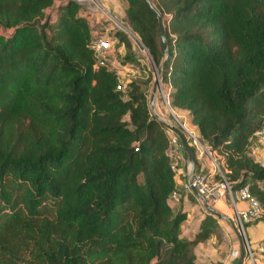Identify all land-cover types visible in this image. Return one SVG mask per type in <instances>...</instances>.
<instances>
[{
    "label": "trees",
    "instance_id": "trees-1",
    "mask_svg": "<svg viewBox=\"0 0 264 264\" xmlns=\"http://www.w3.org/2000/svg\"><path fill=\"white\" fill-rule=\"evenodd\" d=\"M123 1L159 66L154 13ZM149 2L169 106L220 157L231 191L246 186L257 201L244 227L264 221V165L251 155L264 128V0ZM91 23L73 0H0V264H200L194 246L218 218L207 211L180 236L168 130L146 80L93 66ZM108 37L119 65L135 61L125 34Z\"/></svg>",
    "mask_w": 264,
    "mask_h": 264
},
{
    "label": "built area",
    "instance_id": "built-area-1",
    "mask_svg": "<svg viewBox=\"0 0 264 264\" xmlns=\"http://www.w3.org/2000/svg\"><path fill=\"white\" fill-rule=\"evenodd\" d=\"M81 6L83 13L88 15L92 26L98 25V29H93V36L90 43V48L93 52V66L103 67L107 70H115L118 72L120 65L118 64L114 52L112 50V41L108 37V30L105 26H109L112 30H118L126 35L129 39L133 50L136 54L140 55L146 60H151L149 52L144 44L140 41L138 36L131 30V28L121 22L119 19L112 16L109 10L99 3V0H73ZM104 25V27H103ZM103 29V30H102ZM154 71L155 66H154ZM119 73V72H118ZM120 89V85L116 86ZM158 90L163 96L162 88L158 87ZM183 135L187 144L193 149L194 164L199 166V170L194 169L190 171L189 164L185 166L183 170L176 168V161L172 163L171 169L175 171V176L178 173H183L184 178L179 182L181 192L193 193L194 190L197 194L201 195L208 204H214L215 202L228 198L234 208L235 215V227L237 228L241 238L243 239L244 259L250 264H260L264 260V236L252 244L248 241L245 235L244 224L251 219L257 217L261 211L259 209L257 201L250 196L247 187L244 186L237 192L233 193L227 181L224 178L223 172L225 171L224 165L220 157L212 151L206 144L202 143L194 129L188 128L184 124L181 125ZM169 131V130H168ZM258 141L264 140V128H261L254 132ZM168 153L173 155L176 159L181 156V143L178 137L169 131L168 135ZM202 161H206L209 164V169H201ZM180 193L178 191H172L169 197V202L175 204L179 201ZM198 198V197H197ZM240 199L246 202L244 209L238 210L235 208V200ZM200 201V199L198 198ZM230 257H238V248H234L230 252Z\"/></svg>",
    "mask_w": 264,
    "mask_h": 264
},
{
    "label": "rangeland",
    "instance_id": "rangeland-1",
    "mask_svg": "<svg viewBox=\"0 0 264 264\" xmlns=\"http://www.w3.org/2000/svg\"><path fill=\"white\" fill-rule=\"evenodd\" d=\"M99 3L106 7L110 14L115 18L119 19L124 24L123 21V9L125 7V2L123 0H99ZM93 29H98L97 24H93ZM127 25V24H126ZM104 27V25H103ZM106 30L112 31L109 26H105ZM103 30V29H102ZM112 43V50L114 51V40H111ZM120 56L124 55V50L121 48L118 50ZM139 57V58H138ZM138 59L136 58L133 62H127L126 64L120 65L118 70L119 74L121 75L122 81L127 79L131 80H146L147 84L144 86L147 92V99L148 105L150 102L151 97V90L152 84L156 78V72L154 71V64L152 60H146L140 55H138ZM156 67V66H155ZM160 84V81H159ZM161 87V84H160ZM162 91L165 96L161 94L158 88L155 90L154 93V101H153V113L158 115L164 122L167 124L176 127L182 133L181 125L184 124L188 128H192L190 126L188 120V114L184 110H180L177 108H172L169 106L168 103V90L164 87H161ZM152 113V112H151ZM193 129V128H192ZM196 132V131H195ZM184 138L187 136L184 134ZM251 155L255 158V160L259 161L261 164L264 165V140L258 142L257 145L251 151ZM173 162H177L173 155H170ZM188 200L183 201V209L187 213V217L184 221L180 224L179 234L180 236H191L193 235L194 231L198 229L197 225L200 219L207 213L208 210L204 207V205L198 199L193 197H188ZM170 205H173L169 202ZM225 204L227 206V210L225 205L217 201L214 204H209L215 211L221 213L224 216H227L228 219L235 225V215H234V208L231 207V201L226 198ZM185 205V206H184ZM224 211L229 212V216L224 213ZM218 229L217 233L210 235L201 246V250L198 251V257L203 259L202 261L205 263L210 264H220L219 260L224 259L226 256L230 255L231 247H237V239L235 236L232 227L230 226L229 222L226 221L224 218H218ZM245 235L247 238V229L245 228ZM243 240V239H242ZM233 243V244H232ZM206 257V258H204ZM205 259V261H204ZM218 260V261H217Z\"/></svg>",
    "mask_w": 264,
    "mask_h": 264
},
{
    "label": "water",
    "instance_id": "water-1",
    "mask_svg": "<svg viewBox=\"0 0 264 264\" xmlns=\"http://www.w3.org/2000/svg\"><path fill=\"white\" fill-rule=\"evenodd\" d=\"M146 4L151 8L152 12L154 13L155 17H156V22H157V26H158V32H159V36H160V40H161V43H162V47H163V50H164V59L162 60V62L159 64V66L155 67V70H156V78L152 84V90H151V97H150V102H149V109L150 111L152 112V114H154L156 116V118L161 122V124L169 131H171L172 133H174L180 143H181V149H180V152L181 153H184L185 156H186V163L189 164L190 166V171L192 170V166L194 164V156H193V152L192 150L190 149L189 145L187 144L184 136L181 134V132L174 126H171L169 124H167L166 122H164L158 115H156L155 113H153V101H154V93H155V90L159 87V75H160V71L164 65V61H165V58H166V43H165V38H164V32H163V27H162V22H161V18H160V15L159 13L153 8V6L150 4L149 0H145ZM193 194L195 196H197L201 203L204 205V207L206 208V210H208V212L212 213L214 216H216L217 218H226L224 215H222L221 213L215 211L205 200L204 198L197 194L194 190H192ZM231 227H232V230L234 231L235 233V236L237 238V241H238V257L235 261L234 264H241L242 261H243V258L245 256L244 254V249H243V241H242V238H241V235L239 234L237 228L234 226V224L229 221Z\"/></svg>",
    "mask_w": 264,
    "mask_h": 264
},
{
    "label": "crops",
    "instance_id": "crops-1",
    "mask_svg": "<svg viewBox=\"0 0 264 264\" xmlns=\"http://www.w3.org/2000/svg\"><path fill=\"white\" fill-rule=\"evenodd\" d=\"M190 126L196 131L195 126H193L191 124H190ZM168 135H169V131H168ZM185 160H186V156H185L184 153H182V155L177 160V162L179 164L183 163V165H181V167L178 168V169H180V171L183 170L186 165H188ZM200 163H201V166H202L201 169H203L204 171L210 168L209 167V164L206 161H202ZM194 169L199 170V166L196 163L194 164ZM181 176L182 175L179 174V173L176 174L175 179H176L177 183L181 182V180L183 179V177H181ZM189 195H194V194L193 193H183L182 202L185 201V200H187L189 202V200H188ZM195 199H198L197 196H195ZM219 202L222 204V206L225 205L226 210L228 209L227 206H226V204H225V199H221V200H219ZM182 206H183V203H182ZM245 207H246V202L244 200H240V199H236L235 200V208H237L238 210H241V209H244ZM230 208L232 209L233 208V205H231ZM224 213L226 215H228V216L230 215L229 212H227V211L226 212L224 211ZM225 217H226L225 220L229 222L230 220L228 219V217L227 216H225ZM246 229H247V239H248V241L250 243H252V244H255L257 241H259L264 236V221H259V222L255 223V224L248 225L246 227ZM196 230L194 231V233L196 232ZM192 236L193 235H191V236H185V237L191 238ZM200 245H203V243H197L194 246V253H195V256H196L197 261L200 264H210L209 262L208 263L203 262L202 261L203 259H200V257H198V255H199L198 254V251L201 250V246ZM231 248L232 249L238 248V241H237V247L232 246ZM204 258H206V257H204ZM236 259L237 258H232L229 255V256H226L224 259L219 260V262H220V264H234L235 261H236ZM204 261H205V259H204ZM241 264H250V263H248V261L243 258V261H242Z\"/></svg>",
    "mask_w": 264,
    "mask_h": 264
}]
</instances>
